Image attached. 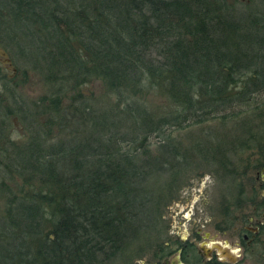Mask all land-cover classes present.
Listing matches in <instances>:
<instances>
[{
    "label": "trees",
    "instance_id": "16d2710c",
    "mask_svg": "<svg viewBox=\"0 0 264 264\" xmlns=\"http://www.w3.org/2000/svg\"><path fill=\"white\" fill-rule=\"evenodd\" d=\"M237 2L0 0V42L24 60L35 47L40 60L30 64L52 85L27 104L0 75V264H112L155 231L198 159L237 177L229 152L256 146L262 157L251 167L264 165L258 124L229 147L216 135L187 146L172 135L240 112L239 127L255 117L264 125V0L242 12ZM95 79L114 95L108 107L79 90ZM71 90L78 95L65 105ZM249 104L256 109H230ZM12 114L25 139L10 137Z\"/></svg>",
    "mask_w": 264,
    "mask_h": 264
},
{
    "label": "rangeland",
    "instance_id": "374dc122",
    "mask_svg": "<svg viewBox=\"0 0 264 264\" xmlns=\"http://www.w3.org/2000/svg\"><path fill=\"white\" fill-rule=\"evenodd\" d=\"M260 0H238L234 3L232 10H243L258 4ZM7 40V35L3 37ZM39 53L35 47L30 45L25 60L19 56L11 44L0 42V75H5L12 83L17 84L18 99L31 102L40 101L41 97H47L52 90L51 83L43 75L36 66L30 63L39 61ZM8 57V59H6ZM29 63V64H28ZM85 96L93 99L97 107H108L109 103L114 100V95L109 94L104 84L99 79L88 81L79 87ZM77 94V90H71L63 99V103L68 105L72 98ZM148 100L155 104H162L163 98L158 94L147 95ZM257 103L264 100V96L256 97ZM230 109H256L252 104L237 105ZM258 109V108H257ZM261 109V108H260ZM240 112V110H239ZM250 112V111H249ZM245 112H240L237 119H225L220 121L219 118H210L201 123L192 124L183 129L173 130L172 135L183 146L189 145L193 140L205 139V135L224 137L228 142L229 147L231 141L235 137L242 135L247 137L250 131L257 130L258 125L264 131V125L261 124L262 117H255V123L247 126V128L239 127V121L244 116ZM9 135L14 140H22L27 137L25 122L17 115H10ZM251 124V123H247ZM258 124V125H257ZM257 126V127H256ZM246 127V126H245ZM253 130H249V129ZM249 130V131H247ZM55 132L60 135H65V130H59L55 127ZM58 134V136H59ZM157 137L152 135L149 141L151 151H154V146L157 143ZM232 164L229 167H234L239 174L234 177V174L228 172V169L219 168L216 163H208L202 159H198V164L192 166L180 175V182L173 196L166 204L162 205L159 216V224L154 232H150L147 237H142L123 251L112 264H151L159 262L164 257H169L178 247L193 240L200 242L205 237L208 240L218 239L223 241H234L238 237V232L241 229V223H234L233 227H225L224 219H231L232 214H236L230 210V205L233 203L239 193L240 184L243 182L249 189V193L253 194L258 188L255 186L254 178L256 174L261 175L262 170L252 168L251 161L259 159L262 156L258 154V148L249 146L247 148L236 147V150L229 152ZM264 158V157H263ZM258 170V173L256 171ZM251 186V187H250ZM247 193V192H246ZM4 197L0 195V212L3 210ZM232 225V226H233ZM264 231V228H263ZM261 232L262 240L255 241L249 246L240 250V255L234 264H264V232ZM190 244V243H188ZM232 247H237L233 243ZM168 250L171 253L165 254ZM186 256L191 259L195 257V250L190 245L186 247ZM185 264H199L192 261H187ZM205 264V263H203Z\"/></svg>",
    "mask_w": 264,
    "mask_h": 264
},
{
    "label": "flooded vegetation",
    "instance_id": "af4514ba",
    "mask_svg": "<svg viewBox=\"0 0 264 264\" xmlns=\"http://www.w3.org/2000/svg\"><path fill=\"white\" fill-rule=\"evenodd\" d=\"M259 170H262V174H256L254 181L256 182L255 186L258 188L256 189L255 198L252 199L251 195L248 191V187L241 182L240 191L241 193L239 196L235 198L233 203L230 205V210L233 212H236V214L231 215V222L229 223L226 220L228 216L225 217V227H233L234 223H241V229L238 232V237L234 241H228L227 239H224L223 241H220L218 239L215 240H208L209 237H205L201 241H205L204 245H199L201 242L196 241H189L190 247H193L195 250V257L194 259H191L186 256L188 253H186V247L188 243L180 246L175 251H179V255L181 260L185 263L188 260L192 262H196L199 264H234L236 261L231 262L227 259L221 258L217 254V249L211 247L212 242H220L224 244V241L227 240V246L231 249L235 250V252L240 255L239 251L243 250L244 247L249 246L250 244L254 243L255 241H259L260 239H263L261 237L262 231L264 228V165L260 167ZM258 173V170L256 171ZM251 187V186H250ZM247 192V193H246ZM230 224V225H229ZM233 225V226H232ZM233 243H236L237 247H232ZM174 254V253H173ZM171 256V255H170ZM169 256V257H170ZM169 257H164L161 260V264H163V260ZM151 264H160L159 262H153Z\"/></svg>",
    "mask_w": 264,
    "mask_h": 264
},
{
    "label": "water",
    "instance_id": "95a60500",
    "mask_svg": "<svg viewBox=\"0 0 264 264\" xmlns=\"http://www.w3.org/2000/svg\"><path fill=\"white\" fill-rule=\"evenodd\" d=\"M6 59H8V57H6ZM205 241H201L199 243V245H204ZM227 240L224 241V244L218 242V241H214L211 243V247L216 248L217 249V254L219 257L227 259L231 262H234L238 259V253L235 252V250L231 249L230 247H228L227 245ZM163 264H185L179 255V251L172 254L169 258H166L163 260L162 262Z\"/></svg>",
    "mask_w": 264,
    "mask_h": 264
}]
</instances>
